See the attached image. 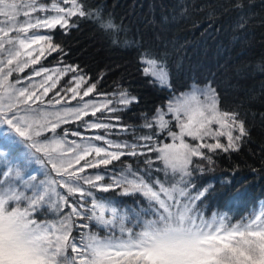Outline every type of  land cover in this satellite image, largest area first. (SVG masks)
<instances>
[{"label":"snow or ice","instance_id":"snow-or-ice-1","mask_svg":"<svg viewBox=\"0 0 264 264\" xmlns=\"http://www.w3.org/2000/svg\"><path fill=\"white\" fill-rule=\"evenodd\" d=\"M103 9V4L93 9L87 0H49L48 4L0 0V128L5 130L0 140V157L4 158L0 165V264H264V206L240 222H233L227 213L206 218L197 202L202 203L207 189H195L192 194V173L202 171L196 158L211 162L218 150L238 151L249 135L238 112L221 110L215 89L193 88L173 96L165 108L156 110L153 119L144 117L143 127L152 134L129 143L105 135L84 137L81 130L56 135L69 122H79L88 130L116 128L102 118L138 102L126 91L115 101L107 95L103 102L85 100L96 85L81 92L85 77L74 75L75 87L65 90L71 100L79 98L73 107L59 92L44 100L56 85L52 75H46L39 86L33 84V77L48 69L34 70L24 80L13 79L14 74L38 64L46 51L60 50L50 36L37 30L60 27L67 31L75 27L73 18H95L102 29L119 32L122 25L111 17L104 19ZM141 59L148 65L145 73L170 89L164 62L147 58V54ZM77 71L71 66L58 70L60 75ZM25 80L28 86H23ZM48 81L52 83L45 86ZM108 119L118 121L119 117ZM173 121L178 131L172 130ZM157 128L171 138L170 143L155 139ZM119 130L129 131L126 126ZM44 133L51 136L41 140ZM69 135L94 139L102 146L69 141ZM18 144L25 146L22 157L11 151ZM149 154L161 162L158 168L153 167L155 161ZM125 156L149 158L143 161L144 169L116 168L114 162ZM33 159L47 170L42 173L46 180L37 181L32 171L21 173ZM108 166L114 168L108 173L110 183L99 172H88L102 167L107 172ZM114 189L122 195H140L147 207L117 208L95 195ZM230 195L233 200L243 199L246 190ZM42 207L53 208L57 218L38 219ZM77 220L87 222L77 224ZM93 222L105 230V236L90 230ZM74 228L76 236L72 235Z\"/></svg>","mask_w":264,"mask_h":264},{"label":"trees","instance_id":"trees-1","mask_svg":"<svg viewBox=\"0 0 264 264\" xmlns=\"http://www.w3.org/2000/svg\"><path fill=\"white\" fill-rule=\"evenodd\" d=\"M40 2L48 4L49 0ZM87 4L93 9L103 4L104 19L111 17L117 25H122L121 30L102 29L95 18H73L75 27L67 31L60 27L37 30L38 34L50 36L51 43L59 45L60 50L46 51L38 64L30 65L24 73L14 74L13 79L24 80L34 70L48 69V73L33 77V84L39 86L47 74L52 75L56 85L44 100L59 92L63 100L69 101L68 106L73 107L77 106L79 98L71 100V94L65 90L75 87L74 75L85 77L81 92L91 84L96 85L95 91L85 100L103 102L107 95L115 101L120 92L126 91L138 102L120 107L115 113L104 114L102 121L117 125L114 129L88 130L82 129L79 122H69L61 125L56 135H62L65 130L69 133L81 130L84 137L105 135L131 143L135 137L152 134L143 127L145 116L153 119L157 109L165 108L173 96L191 89L192 85L210 86L219 96L221 110L238 112L249 135L238 151L218 150L211 162L196 158L195 163L202 171L192 173V194L195 195V189H207L202 203L197 202L206 218L213 213H227L233 222H240L258 211L264 199V0H87ZM237 4L240 7H236ZM145 54L147 58L164 62L170 89L145 73L148 65L141 59ZM69 66L78 71L59 74L58 70ZM51 83L48 81L45 86ZM23 86H28L26 80ZM108 117H119V120ZM91 119L96 120V117ZM122 126L129 131H120ZM170 126L176 131L174 121ZM4 131L0 128V140ZM45 136L50 137L51 133L42 134L40 139ZM67 139L77 143L97 142L73 135ZM155 139L162 143L170 140L158 128ZM186 139L192 143L190 138ZM221 142L225 143L226 138L221 137ZM24 150L25 146L18 144L11 151L14 156L22 157ZM149 157L155 161V154ZM149 157L125 156L114 164L116 168L131 165L134 169H144L143 161ZM3 159L0 157V165ZM160 163L155 161L153 167L158 168ZM25 171H32L37 181L48 178L42 174L47 170L34 159L30 160L28 169L21 168V173ZM112 171L113 166H108L107 172L103 167L88 170L89 174L104 175L105 183L111 182L108 173ZM245 190L243 199L231 198L230 194ZM95 195L98 200L111 201L117 208H135L137 204L147 207L140 195H122L120 189L107 193L96 191ZM57 216L53 208L42 207L37 218L52 221ZM86 222L76 221L77 224ZM90 230L101 237L106 235L94 222ZM72 235H77L75 228Z\"/></svg>","mask_w":264,"mask_h":264},{"label":"rangeland","instance_id":"rangeland-1","mask_svg":"<svg viewBox=\"0 0 264 264\" xmlns=\"http://www.w3.org/2000/svg\"><path fill=\"white\" fill-rule=\"evenodd\" d=\"M47 75H49V74H47ZM207 87H208V86H206V85L195 84V85H192V86H191V89H189V90H187V91H185V92H183V93H181V94H184V93L190 92L193 88L206 89ZM181 94H180V95H181ZM180 95L177 94V95H175V96H180ZM172 98H173V97H172ZM167 119H168V120H169V119H172V117H170V118L167 117ZM169 121H170V120H169ZM214 127H215V126H214ZM176 131H178V128L176 129ZM106 138H107V139H111V138H108L107 136H106ZM111 140H114V141H116V142H120V141L115 140V139H111ZM170 142H171V138H170L169 142H167V143H170ZM92 144H100V145L102 146V142H94V143H92ZM261 206H264V199L260 201L259 209H260ZM259 209H258V211H259ZM258 211H256V212H258ZM237 222H239V221H237Z\"/></svg>","mask_w":264,"mask_h":264}]
</instances>
